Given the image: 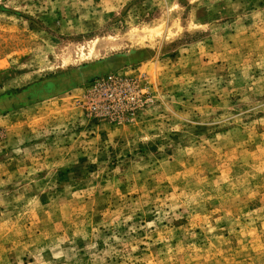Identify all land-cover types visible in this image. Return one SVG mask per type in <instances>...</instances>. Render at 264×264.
I'll use <instances>...</instances> for the list:
<instances>
[{
    "label": "rangeland",
    "instance_id": "rangeland-1",
    "mask_svg": "<svg viewBox=\"0 0 264 264\" xmlns=\"http://www.w3.org/2000/svg\"><path fill=\"white\" fill-rule=\"evenodd\" d=\"M0 264H264V0H0Z\"/></svg>",
    "mask_w": 264,
    "mask_h": 264
},
{
    "label": "built area",
    "instance_id": "built-area-1",
    "mask_svg": "<svg viewBox=\"0 0 264 264\" xmlns=\"http://www.w3.org/2000/svg\"><path fill=\"white\" fill-rule=\"evenodd\" d=\"M106 89H109L106 85H103L102 87H100V90H106ZM102 99L101 100H103V101H105V102H107V101H109L110 99H112L113 100V96L111 95V93H109V92H107V91H103L102 92ZM104 107L107 109V107H106V105H104ZM94 111H97L99 108H96V107H93L92 108ZM121 112L119 111V114H120Z\"/></svg>",
    "mask_w": 264,
    "mask_h": 264
}]
</instances>
